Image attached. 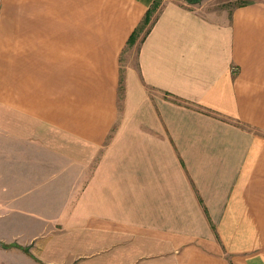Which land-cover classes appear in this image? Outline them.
Returning <instances> with one entry per match:
<instances>
[{
    "label": "crops",
    "instance_id": "0c3cea01",
    "mask_svg": "<svg viewBox=\"0 0 264 264\" xmlns=\"http://www.w3.org/2000/svg\"><path fill=\"white\" fill-rule=\"evenodd\" d=\"M0 264H264V2L0 0Z\"/></svg>",
    "mask_w": 264,
    "mask_h": 264
},
{
    "label": "rangeland",
    "instance_id": "374dc122",
    "mask_svg": "<svg viewBox=\"0 0 264 264\" xmlns=\"http://www.w3.org/2000/svg\"><path fill=\"white\" fill-rule=\"evenodd\" d=\"M185 1V0H182ZM255 1H261L264 2V0H197L196 2H187L189 4H197L198 7H201V11L207 12L219 9L223 6H227L229 8L242 5L243 3H249V2H255ZM186 3V1H185ZM135 57H136V51L133 50H126L123 60L127 61L124 62L121 67V71L124 72L127 66L135 67ZM122 87V86H121ZM121 92V91H120ZM4 247V246H1Z\"/></svg>",
    "mask_w": 264,
    "mask_h": 264
},
{
    "label": "trees",
    "instance_id": "16d2710c",
    "mask_svg": "<svg viewBox=\"0 0 264 264\" xmlns=\"http://www.w3.org/2000/svg\"><path fill=\"white\" fill-rule=\"evenodd\" d=\"M196 1H193V3ZM245 4V3H243ZM242 4V5H243ZM158 8V1L155 2V4L151 7V9H149L146 14L145 17L143 18L142 23L132 32V34L130 35L128 41H127V48L128 47H132L135 42L137 41L140 32L143 31V29L148 25V28L151 27V24L153 23V15L155 14L156 9ZM147 28V29H148ZM148 31V30H147Z\"/></svg>",
    "mask_w": 264,
    "mask_h": 264
},
{
    "label": "water",
    "instance_id": "95a60500",
    "mask_svg": "<svg viewBox=\"0 0 264 264\" xmlns=\"http://www.w3.org/2000/svg\"><path fill=\"white\" fill-rule=\"evenodd\" d=\"M186 2H193V1H197V0H185Z\"/></svg>",
    "mask_w": 264,
    "mask_h": 264
}]
</instances>
